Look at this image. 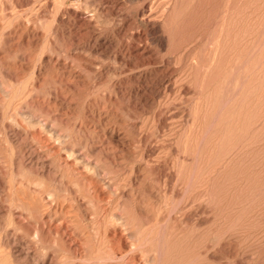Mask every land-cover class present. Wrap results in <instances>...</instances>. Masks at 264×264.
Segmentation results:
<instances>
[{
    "label": "rangeland",
    "instance_id": "rangeland-1",
    "mask_svg": "<svg viewBox=\"0 0 264 264\" xmlns=\"http://www.w3.org/2000/svg\"><path fill=\"white\" fill-rule=\"evenodd\" d=\"M0 264H264V0H0Z\"/></svg>",
    "mask_w": 264,
    "mask_h": 264
}]
</instances>
